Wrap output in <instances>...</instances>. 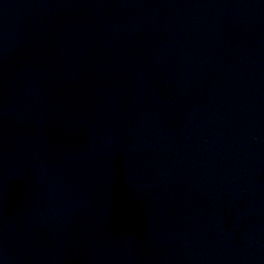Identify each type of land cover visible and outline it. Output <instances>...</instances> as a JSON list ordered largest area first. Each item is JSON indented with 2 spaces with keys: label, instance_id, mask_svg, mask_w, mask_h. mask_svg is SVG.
<instances>
[{
  "label": "water",
  "instance_id": "water-1",
  "mask_svg": "<svg viewBox=\"0 0 264 264\" xmlns=\"http://www.w3.org/2000/svg\"><path fill=\"white\" fill-rule=\"evenodd\" d=\"M0 264H264V0H0Z\"/></svg>",
  "mask_w": 264,
  "mask_h": 264
}]
</instances>
